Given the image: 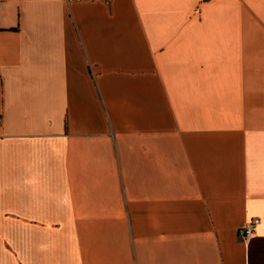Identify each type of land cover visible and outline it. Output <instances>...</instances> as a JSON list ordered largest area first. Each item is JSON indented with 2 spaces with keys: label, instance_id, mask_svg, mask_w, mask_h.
<instances>
[{
  "label": "crops",
  "instance_id": "obj_1",
  "mask_svg": "<svg viewBox=\"0 0 264 264\" xmlns=\"http://www.w3.org/2000/svg\"><path fill=\"white\" fill-rule=\"evenodd\" d=\"M0 264H264V0H0Z\"/></svg>",
  "mask_w": 264,
  "mask_h": 264
},
{
  "label": "built area",
  "instance_id": "obj_2",
  "mask_svg": "<svg viewBox=\"0 0 264 264\" xmlns=\"http://www.w3.org/2000/svg\"><path fill=\"white\" fill-rule=\"evenodd\" d=\"M256 223H257V218L253 217L246 224L240 225L236 228L235 230L236 235L241 238L247 237L254 230Z\"/></svg>",
  "mask_w": 264,
  "mask_h": 264
}]
</instances>
